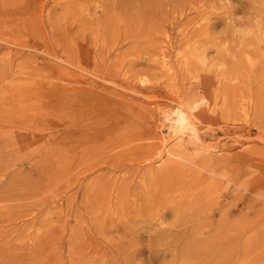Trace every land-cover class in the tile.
I'll return each mask as SVG.
<instances>
[{
	"label": "rangeland",
	"instance_id": "obj_1",
	"mask_svg": "<svg viewBox=\"0 0 264 264\" xmlns=\"http://www.w3.org/2000/svg\"><path fill=\"white\" fill-rule=\"evenodd\" d=\"M0 264H264V0H0Z\"/></svg>",
	"mask_w": 264,
	"mask_h": 264
},
{
	"label": "bare ground",
	"instance_id": "obj_2",
	"mask_svg": "<svg viewBox=\"0 0 264 264\" xmlns=\"http://www.w3.org/2000/svg\"><path fill=\"white\" fill-rule=\"evenodd\" d=\"M199 28V27H198ZM200 30V29H199ZM101 36V35H100ZM95 41V40H94ZM83 42V41H82ZM101 45V44H100ZM162 56H161V59H160V62H159V65L161 66V68L163 69V70H165V72H172L173 71V68H174V66H172L171 64H169L168 62H167V56L166 55H164V54H161ZM185 55V54H184ZM117 56V55H116ZM192 57V56H191ZM184 58V56H180L179 57V60L180 59H183ZM178 59V58H177ZM184 63V62H183ZM125 74V73H124ZM83 76V75H82ZM128 76V75H127ZM122 77V76H121ZM127 79V78H126ZM217 81V80H216ZM226 83V82H225ZM218 87V86H217ZM193 88V87H192ZM123 90V89H122ZM187 92V91H186ZM135 94V93H134ZM135 96V95H134ZM199 100V99H198ZM203 100V99H202ZM214 100V99H213ZM192 103H193V101H192ZM201 103V102H200ZM176 104V103H175ZM191 105V104H190ZM182 106V105H181ZM198 107H199V102H198V104H197V101L196 102H194V105L193 106H189L188 107V110H187V108H186V110L187 111H189L188 113H187V116L186 117H184L185 115H186V113H184L185 115H183V116H178L177 117V119L176 120H174L173 122H172V124L170 125L169 124V128H168V130H169V132L171 133V136L172 135H176L177 133H179V132H181L184 128H186V125H188L189 124V122H188V124H187V119H189V120H191V118L193 117L194 118V115H195V112H196V110L198 109ZM183 109V108H182ZM185 109V108H184ZM215 109V108H214ZM180 110V109H179ZM183 111V110H182ZM185 111V110H184ZM215 111V110H214ZM187 117H190V118H187ZM166 120V119H165ZM244 120V119H243ZM168 121V120H167ZM163 122H165V121H163ZM190 123H191V121H190ZM193 123V122H192ZM192 125V124H191ZM194 125V124H193ZM189 126V125H188ZM190 127V126H189ZM194 127V126H193ZM95 129V128H94ZM190 129H191V127H190ZM128 130V129H127ZM192 130V129H191ZM195 131V130H194ZM168 132V133H169ZM183 132H184V130H183ZM165 133V132H164ZM167 134V133H166ZM179 134H181V133H179ZM192 134V133H191ZM195 134L193 133V136H194ZM166 136V135H165ZM180 136V135H179ZM196 136V135H195ZM138 137V136H137ZM178 137V136H177ZM176 137V138H177ZM197 137V136H196ZM192 138H194V140H195V137H192ZM244 139V138H243ZM178 140H179V137H178ZM196 141H197V139H196ZM261 142V141H260ZM180 143V142H179ZM200 143V142H199ZM253 144V143H252ZM200 145V144H199ZM131 148V147H130ZM204 148H205V146H204ZM209 148V147H208ZM126 149V148H125ZM171 153V152H170ZM75 154V153H74ZM172 154V153H171ZM174 154V153H173ZM185 155V154H184ZM187 155V154H186ZM164 156V155H163ZM167 156V155H166ZM174 157V156H173ZM177 158H179V156H178V154H177ZM186 158V157H185ZM189 158V157H188ZM191 158V157H190ZM167 159H168V157H167ZM66 163V162H65ZM88 165V164H87ZM66 166V165H65ZM90 166V165H89ZM181 166H183V165H181ZM190 167V166H189ZM179 168V167H178ZM182 171V170H181ZM173 172H175V171H173ZM82 174V173H81ZM198 178V177H197ZM194 179V178H193ZM207 184V183H206ZM195 186H196V184H195ZM217 188V187H216ZM223 191V190H222ZM210 193V192H209ZM214 197V196H213ZM11 200V199H10ZM219 201V200H218ZM217 201V202H218ZM25 213V212H24ZM23 215V214H22ZM33 223V222H32ZM79 225V224H78ZM20 231V230H19ZM37 231V230H36ZM11 234V233H10ZM17 235V234H16ZM37 236V235H36ZM5 240V239H4ZM71 243V242H70ZM41 250V249H40ZM2 255V254H1ZM41 260V259H40ZM48 260V259H47ZM2 261V260H1Z\"/></svg>",
	"mask_w": 264,
	"mask_h": 264
},
{
	"label": "clouds",
	"instance_id": "obj_3",
	"mask_svg": "<svg viewBox=\"0 0 264 264\" xmlns=\"http://www.w3.org/2000/svg\"><path fill=\"white\" fill-rule=\"evenodd\" d=\"M254 23H255L256 25H260V24L262 23L261 18H260V17H257L256 20L254 21ZM239 31H241V32H242L243 34H245V35H252V34H253L251 28H247V29H243V30H239Z\"/></svg>",
	"mask_w": 264,
	"mask_h": 264
}]
</instances>
